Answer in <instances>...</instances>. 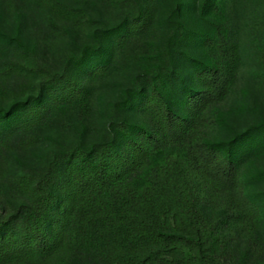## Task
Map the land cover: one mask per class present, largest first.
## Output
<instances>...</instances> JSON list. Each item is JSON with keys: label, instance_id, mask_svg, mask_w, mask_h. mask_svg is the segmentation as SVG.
Returning a JSON list of instances; mask_svg holds the SVG:
<instances>
[{"label": "trees", "instance_id": "trees-1", "mask_svg": "<svg viewBox=\"0 0 264 264\" xmlns=\"http://www.w3.org/2000/svg\"><path fill=\"white\" fill-rule=\"evenodd\" d=\"M1 1L0 264H258L264 0Z\"/></svg>", "mask_w": 264, "mask_h": 264}, {"label": "rangeland", "instance_id": "rangeland-1", "mask_svg": "<svg viewBox=\"0 0 264 264\" xmlns=\"http://www.w3.org/2000/svg\"><path fill=\"white\" fill-rule=\"evenodd\" d=\"M20 4L17 2L16 8L18 11L10 12L6 11L2 1L0 0V31H3L6 34L13 36L17 24L19 23V17L22 14L20 11ZM14 8V9H16ZM22 10H24L22 8ZM27 19L23 18V27L21 34L23 39L27 41L32 46H36L37 50L39 51L41 57H43L46 61L54 62L56 60L58 52L61 50L62 46H67L71 43V39H60L59 41H51V40H44L41 42L39 40V35L34 30L33 26H31L30 21H26ZM4 39H0V57H6L7 55L11 54V51L5 47L3 44L5 41ZM250 53V52H249ZM38 152L41 151L43 148L38 147ZM258 264H264V256L258 260Z\"/></svg>", "mask_w": 264, "mask_h": 264}]
</instances>
